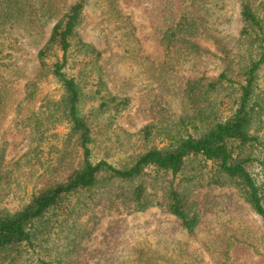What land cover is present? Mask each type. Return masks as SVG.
<instances>
[{
  "label": "trees",
  "instance_id": "16d2710c",
  "mask_svg": "<svg viewBox=\"0 0 264 264\" xmlns=\"http://www.w3.org/2000/svg\"><path fill=\"white\" fill-rule=\"evenodd\" d=\"M116 1L78 0L63 6L66 11L61 13L57 0H0V110L2 97L15 83L11 75H18L19 67L9 52L16 48L19 34L35 39V23L44 27L52 21L50 38L37 53L39 81L51 78L60 84L62 98L54 103L58 112H51L48 119L68 128L61 147L52 146L49 151L50 155L56 150L55 157L41 163V186H34L28 202L13 212L0 208V264H15L26 256H38L34 264H65L52 249L53 238L70 232L68 225L91 206L96 192L109 189H114L115 200H128L137 210L153 205L164 208L190 235L195 234L202 216L189 197L206 186L234 187L241 193L259 218V227L245 226L239 238L264 257V187L260 179L264 170V1L240 0L243 26L236 38L225 39L218 35V28L227 18L223 17L217 29L209 19L219 15L227 0H157L155 21L168 49L179 56L177 65H189L198 72L205 69L198 60L202 57L199 39L219 46L226 65L214 80L204 74L189 81L185 114L165 129L152 126L158 130L159 143L150 142L151 126L144 129L142 138L150 142L149 148L118 164L96 156L98 141L83 112L88 100L86 86L68 73L73 53L82 57L96 52L80 38L84 12L91 4L113 11ZM230 42L236 43L237 53ZM31 87L34 93L30 96L34 97L38 81ZM29 120L40 122L38 115ZM39 131L35 133L41 143L56 137L51 131ZM146 177L161 187L162 198L154 196L157 203L146 199L142 185L125 191L128 184ZM225 247L221 264L229 260V240Z\"/></svg>",
  "mask_w": 264,
  "mask_h": 264
},
{
  "label": "rangeland",
  "instance_id": "374dc122",
  "mask_svg": "<svg viewBox=\"0 0 264 264\" xmlns=\"http://www.w3.org/2000/svg\"><path fill=\"white\" fill-rule=\"evenodd\" d=\"M57 1L62 13L66 11L63 6L78 0ZM157 4V0H117L113 11L91 4L83 14L79 33L81 40L96 52L82 57L73 53L68 68V73L86 86L88 100L83 112L98 141L96 156H106L117 164L143 152L150 142L159 143L161 139L155 136L158 130L152 126L162 130L179 121L189 105L185 94L189 81L204 74L214 80L226 65L221 48L207 39L197 40L202 48L198 60L205 67L202 72L189 65H177L179 56L168 49L161 26L155 21L153 9ZM218 11L219 15L209 19L211 25L213 21L217 29L226 17L218 35L236 38L243 26L240 0H227L226 7ZM54 23L49 21L44 27L35 23V39L19 34L21 39L9 52L19 68L17 76L11 75L13 88L1 102L0 208L12 212L28 202L34 186H41V163L55 157L57 151L49 155L50 149L60 148L68 132L62 122L48 119L51 112H58L54 103L62 98L60 84L51 78L39 81L37 53L49 40ZM230 47L234 53L239 51L235 42H230ZM37 81V95L31 97V84ZM102 103L108 107H102ZM33 115H38L39 123L29 120ZM150 126L153 138L143 141L142 131ZM39 129L51 131L50 135L56 137L41 143L35 133ZM260 179L264 187V170L260 171ZM138 185L145 187L146 199L152 203H157L154 196L162 198L161 187L149 177L135 185L128 184L125 191ZM112 191L96 192L91 206L68 225L71 231L53 238L52 249L63 263L221 264L225 241L229 240L227 264H264V257L239 238L245 226L258 228L259 218L234 187L206 186L191 194L190 204L202 216L192 235L164 208L153 205L137 210L128 200H115ZM36 259L38 256H26L15 264H34Z\"/></svg>",
  "mask_w": 264,
  "mask_h": 264
}]
</instances>
